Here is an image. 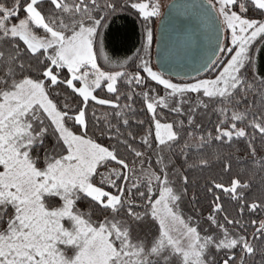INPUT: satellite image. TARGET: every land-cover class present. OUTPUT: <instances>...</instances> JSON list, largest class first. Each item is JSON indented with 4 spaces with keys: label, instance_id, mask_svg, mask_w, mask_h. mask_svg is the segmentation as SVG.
Masks as SVG:
<instances>
[{
    "label": "snow or ice",
    "instance_id": "obj_1",
    "mask_svg": "<svg viewBox=\"0 0 264 264\" xmlns=\"http://www.w3.org/2000/svg\"><path fill=\"white\" fill-rule=\"evenodd\" d=\"M208 7L226 41L206 65L216 74L177 84L147 58L159 0H0V264H264V73L252 71L264 0ZM128 10L142 43L113 61L104 30ZM90 103L112 111L90 119ZM210 107L204 134L197 112ZM241 143L235 174L213 153L227 179L208 180L206 214L186 216L184 203L200 202L190 172L212 166L210 149Z\"/></svg>",
    "mask_w": 264,
    "mask_h": 264
},
{
    "label": "trees",
    "instance_id": "obj_2",
    "mask_svg": "<svg viewBox=\"0 0 264 264\" xmlns=\"http://www.w3.org/2000/svg\"><path fill=\"white\" fill-rule=\"evenodd\" d=\"M249 15L256 17L258 14L256 11L253 10L249 12ZM108 25L109 27L104 30L105 31V38H104L105 53L113 61L124 60L128 56H131L137 52V50L140 48L141 43H142L143 29L136 15H134L130 10L120 12L118 14H114L113 16L109 17ZM151 28L153 32V41H154L155 19L153 20ZM37 31L40 32L41 30L37 29ZM153 41H152L151 48L149 49V54L147 56V58L150 60V63H151V60L153 61ZM253 57H254V65L252 67V71L257 73L259 77L260 73H264V41L258 42L256 45H254ZM99 63L101 64L102 67L106 69L110 68V65L107 64V62H105L102 57L100 58ZM128 70L134 71L135 65L134 64L130 65ZM215 74H216L215 71H212L208 68V70H206L201 75L207 78H213ZM173 80L174 81H184L181 79H173ZM187 80H191V79H187ZM149 84L152 87H156V88L160 87V86L155 85L153 82H149ZM161 92H162V89H161ZM97 94L102 97H107L108 95L106 92H99V91L97 92ZM185 98L189 100V104H195L198 100L197 94H193V93L187 94ZM199 98L207 100V98H203L202 95ZM136 100H137V103L135 107L137 108V117L140 119H145V114L140 111V109L142 108V101L140 100L139 97H137ZM124 102H125L124 99H122L121 103L123 104ZM189 104L184 105L185 109L189 107ZM93 111H95L96 114L99 116H106L108 113L112 111V109L106 108L105 106H99V105H94L90 103V106H89L90 119L92 118ZM167 118L169 121L184 119L185 127H188L186 124L185 117H180L174 113L169 112L167 113ZM108 119L114 125L119 123L111 116H108ZM197 121L198 123L202 125L204 134H207V132H214V125L217 121V114L215 113L212 107H210L208 110L199 109L197 112ZM120 127L123 128L122 125H120ZM133 130H135L134 124H133ZM197 131L199 134V130ZM89 132H90V135H93L97 139V142L99 143H102L105 145L112 143V141H109L106 137H102L100 135L99 129L97 128L90 126ZM239 147L242 149L240 152H236L235 148H229L228 146H224L223 148H220L219 146H217L216 148L210 149L209 154L213 161L212 166L209 169L204 170L203 172H201L199 169L192 170L190 172V180L192 182V186L189 188V199L191 198V194L194 192L199 197L200 202L199 204L194 206L192 203L186 201L183 205V210L186 216L195 215L196 208H203L206 214L207 202L204 201L203 199L202 188H203V185L208 180H210L212 177H215L217 179H225V180L227 179V176L222 174L221 172L222 161H217L213 153L219 151L222 157L224 158H228L230 156L233 162V174H235L236 172L240 170V167L237 166L236 157L239 156L242 158L245 155L243 149L246 146L241 143ZM153 163H154V160H153ZM228 211L230 214L232 213L231 206H228Z\"/></svg>",
    "mask_w": 264,
    "mask_h": 264
},
{
    "label": "water",
    "instance_id": "obj_3",
    "mask_svg": "<svg viewBox=\"0 0 264 264\" xmlns=\"http://www.w3.org/2000/svg\"><path fill=\"white\" fill-rule=\"evenodd\" d=\"M222 42L208 0H170L156 24L154 67L171 79H193L208 70Z\"/></svg>",
    "mask_w": 264,
    "mask_h": 264
},
{
    "label": "rangeland",
    "instance_id": "obj_4",
    "mask_svg": "<svg viewBox=\"0 0 264 264\" xmlns=\"http://www.w3.org/2000/svg\"><path fill=\"white\" fill-rule=\"evenodd\" d=\"M169 1H170V0H159L160 5H161V14H162V11H163V9L165 8L166 4H167ZM158 19H159V18H156V19H155V32H156V24H157ZM37 32H38V31H37ZM38 34L43 35L42 30H41L40 32H38ZM154 42H155V38H154V41H153V49H154ZM224 42H226V41H225V34H224V32H223V42H222V43H224ZM151 63H152L151 66L153 67V69H154L155 71H157V70L155 69V67H154V64H153V61H152V60H151ZM165 78H168V77L165 76ZM168 79H170L172 82L177 83V84H184V83H192V82H195V81H197V80H199V79H210V78H207V77L201 75V76H198V77L193 78V79H191V80H184V81H174V80L171 79V78H168ZM193 94H195V93H193Z\"/></svg>",
    "mask_w": 264,
    "mask_h": 264
}]
</instances>
